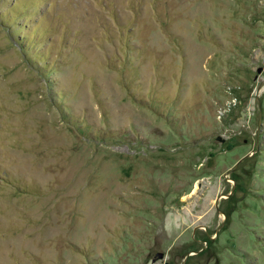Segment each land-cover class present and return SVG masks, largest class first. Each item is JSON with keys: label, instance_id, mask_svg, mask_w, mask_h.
Instances as JSON below:
<instances>
[{"label": "rangeland", "instance_id": "1", "mask_svg": "<svg viewBox=\"0 0 264 264\" xmlns=\"http://www.w3.org/2000/svg\"><path fill=\"white\" fill-rule=\"evenodd\" d=\"M0 264H264V0H0Z\"/></svg>", "mask_w": 264, "mask_h": 264}, {"label": "water", "instance_id": "2", "mask_svg": "<svg viewBox=\"0 0 264 264\" xmlns=\"http://www.w3.org/2000/svg\"><path fill=\"white\" fill-rule=\"evenodd\" d=\"M259 89V88H258ZM258 91V90H257ZM244 114V112H241V115H243ZM259 123H260V119L258 120V126L257 127H259ZM190 252H188V254H189ZM157 257L158 258H162L163 257V253L162 252H157Z\"/></svg>", "mask_w": 264, "mask_h": 264}]
</instances>
